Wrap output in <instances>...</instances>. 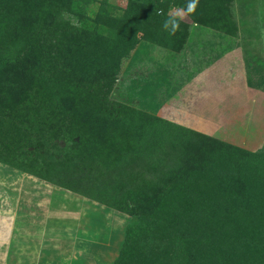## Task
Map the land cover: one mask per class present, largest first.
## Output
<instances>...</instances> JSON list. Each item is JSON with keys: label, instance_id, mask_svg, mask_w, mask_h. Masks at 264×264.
I'll use <instances>...</instances> for the list:
<instances>
[{"label": "trees", "instance_id": "16d2710c", "mask_svg": "<svg viewBox=\"0 0 264 264\" xmlns=\"http://www.w3.org/2000/svg\"><path fill=\"white\" fill-rule=\"evenodd\" d=\"M72 1L0 0V162L70 190L26 149L68 143L94 182L76 193L132 218L112 264H264V148L109 97L137 32L180 48L188 23L174 36L162 24L188 0H127L120 14L104 0L93 19ZM234 1L200 0L189 17L235 34Z\"/></svg>", "mask_w": 264, "mask_h": 264}, {"label": "rangeland", "instance_id": "374dc122", "mask_svg": "<svg viewBox=\"0 0 264 264\" xmlns=\"http://www.w3.org/2000/svg\"><path fill=\"white\" fill-rule=\"evenodd\" d=\"M103 1L72 2L93 19ZM103 6L120 14L127 0H106ZM176 8L171 7L169 13ZM232 17L235 34L186 17L188 34L178 49L137 32L135 44L120 61L110 99L248 151L264 148V0H235ZM94 25L86 22L89 29ZM67 147L68 143L59 141L58 147L47 144L38 151L34 146L26 149L36 163L44 164L46 174L73 190L67 196L69 214L63 220L66 236L60 239L68 240L69 256L78 252L80 261L72 264H112L124 227L132 218L75 196L76 191H90L94 182L84 164L71 167Z\"/></svg>", "mask_w": 264, "mask_h": 264}, {"label": "crops", "instance_id": "0c3cea01", "mask_svg": "<svg viewBox=\"0 0 264 264\" xmlns=\"http://www.w3.org/2000/svg\"><path fill=\"white\" fill-rule=\"evenodd\" d=\"M71 193L69 189L0 162V264L80 261L78 252L68 255V240H60L66 236L62 227L69 214L65 210ZM75 196L86 199L80 194ZM80 222L81 218L77 229Z\"/></svg>", "mask_w": 264, "mask_h": 264}, {"label": "clouds", "instance_id": "9594fccd", "mask_svg": "<svg viewBox=\"0 0 264 264\" xmlns=\"http://www.w3.org/2000/svg\"><path fill=\"white\" fill-rule=\"evenodd\" d=\"M199 2L200 0H188L185 7L176 8L174 11H171L163 21V30L170 36H174L180 30V22L196 13ZM159 14L164 15L163 9H161Z\"/></svg>", "mask_w": 264, "mask_h": 264}]
</instances>
